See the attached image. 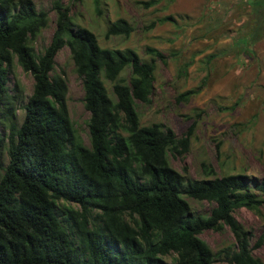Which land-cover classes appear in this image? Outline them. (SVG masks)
Here are the masks:
<instances>
[{"label":"trees","instance_id":"16d2710c","mask_svg":"<svg viewBox=\"0 0 264 264\" xmlns=\"http://www.w3.org/2000/svg\"><path fill=\"white\" fill-rule=\"evenodd\" d=\"M249 5L259 22L246 35L244 49L260 37L264 22V0ZM51 8L54 30L36 53L32 43L47 24L46 12L31 0H0V116L7 122L6 135L0 134V156H7L0 174V264H166L168 256L170 264H213L214 254L199 235L224 227L233 238L224 261L261 264L252 250L260 246L264 228L251 244V232L233 211L264 205V179L215 177L204 163L203 174L214 177H186L184 169L170 167L167 156L186 153L194 122L178 138L162 124H139L136 102L149 103L155 61L164 62L163 54L146 47L150 58L141 60L129 48H101L92 32L71 21L68 6L54 0ZM165 21L172 18L157 20ZM131 32L119 18L107 25L104 37L127 38ZM63 47L81 81L86 145L68 116L65 79L53 73ZM13 60L33 80L18 126L6 86ZM124 70L128 78L121 76ZM197 92L186 90L176 101ZM184 197L212 206L206 215H194Z\"/></svg>","mask_w":264,"mask_h":264},{"label":"rangeland","instance_id":"374dc122","mask_svg":"<svg viewBox=\"0 0 264 264\" xmlns=\"http://www.w3.org/2000/svg\"><path fill=\"white\" fill-rule=\"evenodd\" d=\"M37 10L46 12L48 21L32 43L40 52L48 45L54 30V0H31ZM68 6L71 21L88 29L99 47L132 49L141 60L150 55L145 48L161 52L164 62L155 61L152 93L148 104L136 102L140 126L159 123L172 130L178 138L191 122L194 127L186 153L179 158L168 155L172 169L193 179L243 174L264 179V22L260 37L248 49L244 40L259 22V13L249 5L252 0H81ZM169 16L172 21L158 23ZM123 19L132 32L122 36L104 37L106 27ZM153 27L147 29L150 23ZM185 66V67H184ZM184 67V70L182 68ZM182 70V71H181ZM53 73L62 74L66 82L65 103L75 133L87 144L88 113L82 105L81 81L73 71L66 47L54 58ZM129 71L121 73L128 78ZM101 80L111 96L110 84ZM32 77L13 60L7 75V90L13 101V122L19 125L23 105L31 93ZM186 102H177L178 94L197 89ZM7 133V122L0 116V134ZM7 163L6 152L0 156L1 168ZM201 163L208 165L214 176H205ZM185 198V197H184ZM190 212L206 215L211 203L185 198ZM234 218L251 232V244L264 228V205L253 211L239 208ZM199 238L214 254L213 264H228L223 254L232 248L233 238L226 227L221 231L205 230ZM252 255L264 264V235ZM171 256L164 257L166 264Z\"/></svg>","mask_w":264,"mask_h":264}]
</instances>
